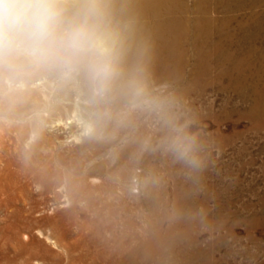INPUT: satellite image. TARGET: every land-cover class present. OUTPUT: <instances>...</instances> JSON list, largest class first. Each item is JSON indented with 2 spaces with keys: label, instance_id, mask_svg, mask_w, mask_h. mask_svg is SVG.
Wrapping results in <instances>:
<instances>
[{
  "label": "rangeland",
  "instance_id": "374dc122",
  "mask_svg": "<svg viewBox=\"0 0 264 264\" xmlns=\"http://www.w3.org/2000/svg\"><path fill=\"white\" fill-rule=\"evenodd\" d=\"M241 58L240 65L213 61L210 72L200 75L193 58L189 97L172 104L174 122L166 128L148 121L149 114L127 125L121 116L128 109L114 111L81 74L65 77L30 63L0 61V264H81L77 257L87 254L89 260L97 253L117 256L119 241L127 254L143 248L144 264H175L184 257L188 264L193 256L198 264H264V107L253 114L256 98L248 89L258 85L253 74L264 78V62ZM60 102L64 121L54 111ZM149 151L154 174L141 161ZM101 163L84 186L80 170Z\"/></svg>",
  "mask_w": 264,
  "mask_h": 264
},
{
  "label": "bare ground",
  "instance_id": "6f19581e",
  "mask_svg": "<svg viewBox=\"0 0 264 264\" xmlns=\"http://www.w3.org/2000/svg\"><path fill=\"white\" fill-rule=\"evenodd\" d=\"M65 2L68 4L69 7H71L73 4H75L77 2V0H65ZM111 7L114 11L116 19L122 21L121 32H122V37H123V49H124V51H123V56H122V60H121V74L113 82L112 89L107 94V98L112 103V108L114 111H121L123 109H128L127 111H128L129 115H122L121 116V118L123 119V122H126L127 125H132L133 123L135 125L139 124L140 122H142L141 119H143V117L147 114H149V120L148 121L151 120L153 122V121H155V119H157L156 121L159 122L163 128L168 127L170 124H172L174 122V118L172 117V115H173L172 114V104L177 100L183 101L189 94V91H190L189 90L190 71H192V69L190 70V68H191L190 66H191V60L193 58H194V60H196V66H195L196 69L194 72L195 75H200L202 73H204V74L209 73L211 66H212L211 62L213 63V61H216L218 64H221L224 62H226V63H228V62H230V63L235 62L236 63L237 62V64L240 65L244 62L243 58H241V55H246L250 59L251 58L260 59L262 62H264V0H111ZM125 24H127L128 26L125 27L124 26ZM233 47H235V48L237 47L236 53L231 52V49ZM3 60L8 61L9 63L17 64V65L29 64V62L24 57L18 56L16 54H11V55H9L7 53L0 54V61H3ZM246 63H244L243 65H245ZM31 65H33V64H31ZM34 66H36V65H34ZM256 66H258V65H256ZM230 67H232V65H230ZM254 67H255V65H254ZM261 69L262 70L264 69V63L262 64ZM43 70H45V67H43ZM240 70L241 69H239V71ZM255 70H256V68H255ZM49 73H52L54 75L58 74V72L53 70V69H49ZM227 73H230V72L228 71ZM251 73H253V72H251ZM259 73H262V72H259ZM80 74H81L80 75L81 79H85L86 81H88L86 76L83 73H80ZM220 74H222V73H220ZM220 74H217V75H220ZM253 75H254L253 80H255V82L258 85L250 86V87H248V89H250L252 91V93L255 95L256 99H255V104L253 107V114H257L260 111V109L264 107V83H262L263 86L261 85V83H259L262 81L264 82V80H263L264 78L260 77V75H258L257 73H255ZM196 77L198 78V76H196ZM211 78H212V76H211ZM193 79H195V78H193ZM198 79H200V78H198ZM209 79H210V77H209ZM226 80H228V79H226ZM195 81H197V79ZM203 81H205V80H203ZM236 81H237V79H236ZM211 82H213V81H211ZM253 83H254V81H253ZM229 84H231V83H229ZM77 86L81 87L80 84ZM158 89H160L161 93L157 92ZM201 89H202V87H201ZM199 90H200V88H199ZM241 90H245V86L244 87L242 86ZM241 90H239V91L241 92ZM171 91H174V92L171 93ZM250 94L251 93L249 92V95ZM92 96L95 97L94 95H92ZM95 98L98 99V97H95ZM249 101H250V99H249ZM145 105H147V109H145ZM63 107H64V104L60 102L55 107L54 111L58 112L60 115V112L63 109ZM160 107L163 108V113L160 110L159 112H161L162 114L160 113L161 115H158V109ZM86 108L91 109V106H90V108L89 107H86ZM249 111H247V112L249 113ZM261 113H263V112L261 111ZM62 115L63 114L61 113L60 117H62ZM260 116H262V115H260ZM99 118L101 120H103L104 116L101 114L99 116ZM59 119H60V121H62V120L64 121L63 117L59 118ZM176 122H177V120H176ZM145 123H147V122L145 121ZM149 123H151V122H149ZM66 124H67V122H66ZM255 125H257V123ZM77 126L79 127L80 123L77 124ZM82 127H84V126L82 125ZM261 127H259V128L261 129ZM85 128H86V126H85ZM110 128H111V126L108 127V129L106 131H109ZM153 128H155V127H153ZM88 140H90V139H88ZM93 141H90L89 144L91 145L93 143ZM139 141H140V139H139ZM136 142H137V140H136ZM136 145H138V144H136ZM84 146H86V145H84ZM140 146H141V144H140ZM198 147H199V145H198ZM82 148H84V147H82ZM152 156H153L152 151L151 152L149 151L146 153L144 158L141 160L142 164L145 168V171L150 172V174L151 173L154 174L155 171L157 170V167L155 165L150 164L152 162V159H153ZM142 157H143V155H142ZM166 159H164V160H166ZM138 161L139 160L136 159L135 163L137 164ZM142 164H141V166H142ZM157 164H158V162H157ZM192 166H194V165H192ZM91 167H93V168L89 169L87 167L86 169L84 168V170H80V172H79L80 174L84 175L83 176L84 178L81 177V182L83 183L84 186L87 185V184L85 185V183L88 180V177H90L89 175H91V173L94 171L99 172L100 170H102L104 167V164L103 163L95 164L94 166H91ZM183 167H182V169H183ZM159 168H161V167H159ZM168 168H170V167H168ZM178 168H179V166H178ZM203 171H205V170H203ZM65 172H66V169H65ZM69 173L70 172H68L67 174H69ZM74 173H76V172H74ZM145 173L146 172H144V174ZM177 173H179V172H177ZM151 176H149V177H151ZM68 178H70V176ZM176 178H178V177H176ZM190 179H192V178H190ZM71 180H73V179H71ZM152 181H154V180H152ZM197 181H198V179H197ZM152 183H154V182H152ZM146 185H147V183H146ZM156 185H158V184H156ZM150 186H151V184H150ZM163 187L166 190L167 187H165V185ZM180 187H182V186H180ZM189 189H191V188H189ZM193 189H195V188H193ZM69 190H71V189H69ZM154 190H153V192H155ZM161 192H162V190H161ZM148 194H150V193H148ZM188 194H189V192H188ZM180 195L182 196V194H180ZM164 196H166V195H164ZM156 197H157V195H156ZM119 199L120 198H118V200ZM163 199H165V198H163ZM120 200H121V203L123 205L124 203H123L122 198ZM187 200H189V199H187ZM187 202H189V201H187ZM149 204H150V201H149ZM176 204H174L175 207L177 206ZM161 205H163L162 202H161ZM124 207L125 206L122 207L123 211H124ZM171 209H172V207H171ZM180 210H181V208H180ZM174 211L175 210L173 209L172 212H174ZM183 212H184V210H183ZM151 213L152 212H150V214ZM117 215H118V213H117ZM142 215H144V214H142ZM115 219H116V217H115ZM123 223H125V222H123ZM127 223H131V222L128 221ZM108 231H111V228ZM159 231L161 233V230H159ZM171 231H173V230H171ZM133 232L134 231H132L131 233H133ZM161 234H159V235H161ZM129 235H130V233H129ZM138 236H140V235H138ZM166 237H168V236H166ZM157 238H159V237H157ZM181 238L182 237H180V239ZM121 239H123V238H121ZM134 239H135V237H134ZM151 239L153 241L152 237H151ZM138 240H140V239H138ZM163 240H164V238H163ZM168 240H171V239L168 238ZM181 240H183V239H181ZM175 241H178V240H175ZM103 242H105V241H103ZM111 242H113V241H111ZM119 242H121V241H119ZM119 242H118V245H115L116 246V249H115L116 252L115 253L117 254V256L115 254H113L116 256V258H114L113 255L112 256L111 255L106 256V254L104 256H99L100 255L99 253H97V256L91 257V260H89L90 256H88V254L85 256L77 257V258H79V260L82 262L81 264H144V262H142V258L140 256V254H139V253H141L140 252L141 248L134 247V248H132L131 253L127 254L125 251V248L122 246V244L119 245ZM129 242H130V240H129ZM166 242H165V244H166ZM107 243H109V242H107ZM129 244H128V246H129ZM143 244H144V242H143ZM150 244L152 245L151 242H150ZM154 244H155V241H154ZM163 244L161 243L162 246H163ZM183 244L184 243H182V245ZM133 246H134V244H133ZM144 246H146V245H144ZM108 247L109 246H107L106 248H108ZM130 247H131V245H130ZM179 247H181V245H179ZM211 247H212V245H211ZM113 248H115V247H113ZM150 248H152V247H150ZM129 250H131V249H129ZM154 250L157 251V249H155V248H154ZM109 251H111V250H109ZM158 251H159V249H158ZM170 251H172L170 253H173V250H170ZM185 251H183V252H185ZM103 253H105V252H103ZM149 253H152V252H149ZM189 253L191 254V252H189ZM93 254H94V252H93ZM67 255H69V254H67ZM152 255L153 254H151V256ZM195 255H197V254H195ZM161 256L163 257L162 254H161ZM142 257H143V255H142ZM69 258H70V256H69ZM192 258L196 259L199 257L193 256V257L188 258V260H189V261L187 260L188 264H190L192 262L194 264L199 263L198 259L195 261V260H192ZM28 259H27V262H28ZM182 259L183 258H181V260H179V258H178L176 261L172 259L171 261H175V264H185L186 257H184L183 260ZM214 259H215V257L213 258V260ZM229 260L230 259H228V261ZM74 261H77V260H74ZM167 261H169V260H167ZM201 261L202 260H200V263H201ZM151 263L154 264V262H151ZM219 263H221V262H219ZM5 264H9V263H5ZM55 264H57V263H55ZM205 264H207V262Z\"/></svg>",
  "mask_w": 264,
  "mask_h": 264
},
{
  "label": "clouds",
  "instance_id": "9594fccd",
  "mask_svg": "<svg viewBox=\"0 0 264 264\" xmlns=\"http://www.w3.org/2000/svg\"><path fill=\"white\" fill-rule=\"evenodd\" d=\"M121 25L111 0H77L71 7L65 0H0V54L65 77L83 73L93 94L104 97L121 74Z\"/></svg>",
  "mask_w": 264,
  "mask_h": 264
}]
</instances>
